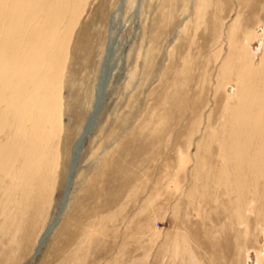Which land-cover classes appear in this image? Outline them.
Returning a JSON list of instances; mask_svg holds the SVG:
<instances>
[{"label": "rangeland", "instance_id": "rangeland-1", "mask_svg": "<svg viewBox=\"0 0 264 264\" xmlns=\"http://www.w3.org/2000/svg\"><path fill=\"white\" fill-rule=\"evenodd\" d=\"M0 148V264H264V0H0Z\"/></svg>", "mask_w": 264, "mask_h": 264}, {"label": "water", "instance_id": "water-1", "mask_svg": "<svg viewBox=\"0 0 264 264\" xmlns=\"http://www.w3.org/2000/svg\"><path fill=\"white\" fill-rule=\"evenodd\" d=\"M93 117H94V115L89 116V119H88L89 122L87 121L88 124L86 125L85 132L82 134V136H81V138L79 140V143L76 146V150L73 153V158H72V162H71L70 169H69V176H68L67 183H66V189H65V194H64L63 201H62L61 209H63V207L65 206V204H66V202L68 200L69 193H70V188L72 186L73 178H74V175H75V166H76V164H77V162L79 160V155H80V152L82 150L85 138H86V136L89 135V133L91 131V126H92L91 123H92ZM46 236H47V234H46ZM46 238L47 237H45V239ZM40 246L41 245L39 243L35 254H38L40 252Z\"/></svg>", "mask_w": 264, "mask_h": 264}, {"label": "bare ground", "instance_id": "bare-ground-1", "mask_svg": "<svg viewBox=\"0 0 264 264\" xmlns=\"http://www.w3.org/2000/svg\"><path fill=\"white\" fill-rule=\"evenodd\" d=\"M14 65V64H13ZM109 73V72H108ZM102 84H104L103 82H102ZM103 86V85H102ZM99 91H100V89H99ZM104 91H105V89H104ZM101 92V91H100ZM103 103V102H102ZM97 104V103H96ZM98 111V110H97ZM93 113V112H92ZM93 115V114H92ZM88 119H89V117H88ZM88 119H87V121H88ZM94 120V119H93ZM92 120V121H93ZM87 121H86V124H85V126L82 128V131H81V134H80V136H79V138L76 140V142L74 143V146H73V148H72V153H71V161L70 162H72V158H73V153L75 152V150H76V146H77V144L79 143V140H80V138H81V136H82V134L85 132V128H86V125L88 124L87 123ZM89 122V121H88ZM94 122H96V121H94ZM94 122H92V123H94ZM8 135V134H7ZM7 139H8V137H6ZM26 140H27V138H26ZM86 140V139H85ZM8 141V140H7ZM18 142V141H17ZM21 142V141H20ZM22 144H24V142L22 143ZM29 144V143H28ZM24 145H26V144H24ZM23 145V146H24ZM22 146V147H23ZM30 146V145H29ZM18 147V146H17ZM1 149V148H0ZM4 149V148H3ZM24 149V148H23ZM1 151V150H0ZM24 151V150H23ZM22 152V151H21ZM82 152V151H81ZM7 153V152H6ZM22 153H25V152H22ZM28 153V152H27ZM5 154V153H4ZM14 155V154H13ZM21 155V154H20ZM20 155H19V157H20ZM24 154H22V156H23ZM23 158V157H22ZM13 163V162H12ZM22 163H23V161H22ZM6 164V163H5ZM10 165V164H9ZM70 165H71V163H70ZM21 166V165H20ZM9 167V166H8ZM5 168V167H4ZM17 168V167H16ZM19 168V167H18ZM21 168V167H20ZM34 168V167H33ZM69 169H70V167H69ZM6 170H7V168H6ZM35 171H36V169H35ZM8 172V171H7ZM3 173V172H2ZM8 174V173H7ZM11 174V173H10ZM10 174L8 175V176H10ZM34 174V173H33ZM4 175H5V173H4ZM12 175V174H11ZM15 175H16V173H15ZM14 175V176H15ZM37 176V175H36ZM68 176H69V173H68ZM68 176H67V179H68ZM3 177V176H2ZM5 177V176H4ZM6 178V177H5ZM9 178V177H8ZM12 178V177H11ZM14 178V177H13ZM1 179V178H0ZM33 179V178H32ZM14 180V179H13ZM30 180H31V178H30ZM73 180H74V178H73ZM2 181V180H1ZM28 181V180H27ZM33 182V181H32ZM74 182V181H73ZM26 183H28V182H26ZM31 183V182H30ZM66 183H67V180H66ZM1 184H3V183H1ZM0 184V185H1ZM8 183H6V185H7ZM32 184V183H31ZM27 185H29V184H27ZM5 186V185H4ZM8 186V185H7ZM6 186V187H7ZM24 186H26V185H24ZM6 187H4L5 189H6ZM30 187V186H29ZM72 187H73V183H72ZM2 188V187H1ZM25 188V187H24ZM65 189H66V186H65ZM10 190V189H9ZM25 190H26V188H25ZM24 190V191H25ZM27 192V191H26ZM28 193V192H27ZM12 195H13V193H12ZM27 195V194H26ZM6 197V196H5ZM8 198L10 199V196H8ZM69 199V198H68ZM8 201V200H7ZM63 201V200H62ZM69 200H67V202H68ZM67 202H66V204H67ZM6 203V202H5ZM7 204V203H6ZM15 204V203H14ZM66 204H65V206H66ZM11 205V204H10ZM60 205H62V202L60 203ZM17 206V205H16ZM65 206H64V208H65ZM16 208V207H15ZM24 208V207H23ZM27 212V211H26ZM56 221V220H55ZM53 222V224L52 225H50V226H48L47 227V229L45 230V231H43V233L40 235V237L38 238V240H37V246H36V249H37V247H38V245H39V243H40V251H41V249H42V247H43V245H44V243L46 242V240H47V238L45 239V237H49V235H50V233L52 232V230H53V228H54V226L57 224V222ZM46 234H47V236H46ZM36 249H35V252H36ZM35 252H34V255H36L35 254Z\"/></svg>", "mask_w": 264, "mask_h": 264}]
</instances>
